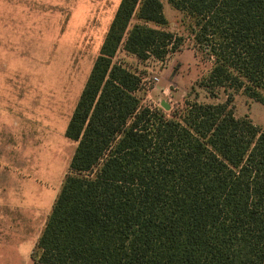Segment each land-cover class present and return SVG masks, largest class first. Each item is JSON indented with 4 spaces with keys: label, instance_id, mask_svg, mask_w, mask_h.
I'll list each match as a JSON object with an SVG mask.
<instances>
[{
    "label": "trees",
    "instance_id": "obj_1",
    "mask_svg": "<svg viewBox=\"0 0 264 264\" xmlns=\"http://www.w3.org/2000/svg\"><path fill=\"white\" fill-rule=\"evenodd\" d=\"M211 60L217 104L166 117L141 107L118 52L163 61L183 37L160 0H121L65 136L76 142L33 264H264V130L235 117L231 92L264 106V0H168Z\"/></svg>",
    "mask_w": 264,
    "mask_h": 264
},
{
    "label": "rangeland",
    "instance_id": "obj_2",
    "mask_svg": "<svg viewBox=\"0 0 264 264\" xmlns=\"http://www.w3.org/2000/svg\"><path fill=\"white\" fill-rule=\"evenodd\" d=\"M120 1L0 0V59H22L21 72L32 77L31 90L23 89L22 94L24 100L27 97L25 102L36 106L39 126L43 125L38 129L40 164L47 165L49 172L54 159L51 177L54 188L61 187L65 164L72 152L71 143L63 142L59 132L72 114ZM160 1L167 20L163 29L184 38L179 50L163 61L139 62L121 59L120 54L114 59L146 79L137 93L141 107L160 109L169 118L185 101L226 102L227 93L223 90L210 97L199 87L212 63L194 46L192 20L168 0ZM153 77L158 81L154 83ZM231 93L230 107L235 117H247L264 130V106L242 91ZM58 158L63 161L62 167Z\"/></svg>",
    "mask_w": 264,
    "mask_h": 264
},
{
    "label": "crops",
    "instance_id": "obj_3",
    "mask_svg": "<svg viewBox=\"0 0 264 264\" xmlns=\"http://www.w3.org/2000/svg\"><path fill=\"white\" fill-rule=\"evenodd\" d=\"M118 54L121 59H135ZM21 61L0 59V264H33L37 242L61 188L52 183L54 159L49 172L47 165L40 164L38 129L43 125L39 126L36 106L23 98V89L31 90L32 77L21 72ZM70 117L59 132L62 141L72 145L65 176L77 144L65 136ZM62 162L58 158L61 167ZM61 173L59 168V177Z\"/></svg>",
    "mask_w": 264,
    "mask_h": 264
},
{
    "label": "built area",
    "instance_id": "obj_4",
    "mask_svg": "<svg viewBox=\"0 0 264 264\" xmlns=\"http://www.w3.org/2000/svg\"><path fill=\"white\" fill-rule=\"evenodd\" d=\"M139 78H140V81H141V85H145V81H146V79L143 78V77H141V76H139ZM152 81L155 83V82L158 81V78H157V77H153V78H152Z\"/></svg>",
    "mask_w": 264,
    "mask_h": 264
}]
</instances>
